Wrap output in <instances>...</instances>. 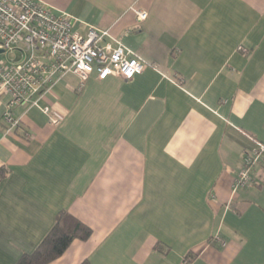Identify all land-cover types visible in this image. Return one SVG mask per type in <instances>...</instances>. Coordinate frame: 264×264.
<instances>
[{
  "label": "crops",
  "instance_id": "crops-1",
  "mask_svg": "<svg viewBox=\"0 0 264 264\" xmlns=\"http://www.w3.org/2000/svg\"><path fill=\"white\" fill-rule=\"evenodd\" d=\"M136 54L131 80L56 79L40 110L0 96V264L66 212L91 231L49 264H264V0H39ZM131 8L147 13L138 23ZM242 48L245 52L239 50Z\"/></svg>",
  "mask_w": 264,
  "mask_h": 264
},
{
  "label": "built area",
  "instance_id": "built-area-1",
  "mask_svg": "<svg viewBox=\"0 0 264 264\" xmlns=\"http://www.w3.org/2000/svg\"><path fill=\"white\" fill-rule=\"evenodd\" d=\"M131 11L138 23L146 20V12ZM72 26L69 14L56 13L39 0H0V50L17 56L0 61V96L8 97L2 117L6 131L19 128L20 122L12 117L11 110L25 105L40 110L50 117L51 124H57L59 118L52 116L42 102L52 92L56 79L66 74L77 77L76 92H80L93 73L99 81L111 76L128 81L147 68L106 30L90 27L83 36L73 32ZM259 156H264V144L257 142L253 155L244 157L234 189L253 183L250 167Z\"/></svg>",
  "mask_w": 264,
  "mask_h": 264
},
{
  "label": "trees",
  "instance_id": "trees-1",
  "mask_svg": "<svg viewBox=\"0 0 264 264\" xmlns=\"http://www.w3.org/2000/svg\"><path fill=\"white\" fill-rule=\"evenodd\" d=\"M90 235L91 231L88 227L68 213L60 212L54 226L42 242L31 254L22 256L17 264H49L60 257L73 240L85 241Z\"/></svg>",
  "mask_w": 264,
  "mask_h": 264
},
{
  "label": "rangeland",
  "instance_id": "rangeland-1",
  "mask_svg": "<svg viewBox=\"0 0 264 264\" xmlns=\"http://www.w3.org/2000/svg\"><path fill=\"white\" fill-rule=\"evenodd\" d=\"M6 59H17V56H15V55H8V54H2V55H0V61H4Z\"/></svg>",
  "mask_w": 264,
  "mask_h": 264
},
{
  "label": "water",
  "instance_id": "water-1",
  "mask_svg": "<svg viewBox=\"0 0 264 264\" xmlns=\"http://www.w3.org/2000/svg\"><path fill=\"white\" fill-rule=\"evenodd\" d=\"M3 53V51L2 50H0V54H2Z\"/></svg>",
  "mask_w": 264,
  "mask_h": 264
}]
</instances>
